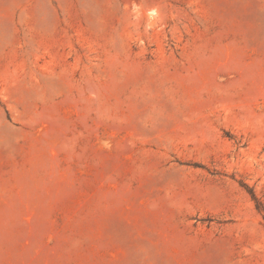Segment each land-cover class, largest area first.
Here are the masks:
<instances>
[{
	"label": "rangeland",
	"instance_id": "rangeland-1",
	"mask_svg": "<svg viewBox=\"0 0 264 264\" xmlns=\"http://www.w3.org/2000/svg\"><path fill=\"white\" fill-rule=\"evenodd\" d=\"M262 210L264 0H0V264H264Z\"/></svg>",
	"mask_w": 264,
	"mask_h": 264
},
{
	"label": "trees",
	"instance_id": "trees-1",
	"mask_svg": "<svg viewBox=\"0 0 264 264\" xmlns=\"http://www.w3.org/2000/svg\"><path fill=\"white\" fill-rule=\"evenodd\" d=\"M254 198V197H253ZM256 207L258 208V205L256 204ZM264 212V210H262Z\"/></svg>",
	"mask_w": 264,
	"mask_h": 264
}]
</instances>
